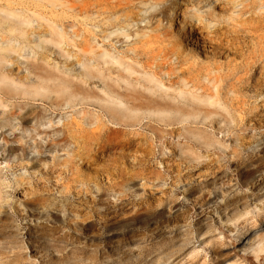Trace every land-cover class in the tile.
Segmentation results:
<instances>
[{
    "label": "rangeland",
    "instance_id": "rangeland-1",
    "mask_svg": "<svg viewBox=\"0 0 264 264\" xmlns=\"http://www.w3.org/2000/svg\"><path fill=\"white\" fill-rule=\"evenodd\" d=\"M49 1L0 0L45 18L2 70L32 83L40 65L86 95L62 106L3 98L0 264H264V0ZM47 21L61 48L43 41ZM119 29L129 37L107 39ZM91 50L132 74L108 60L104 81L81 79ZM105 85L143 104L136 121H108L98 99L127 103ZM161 110L198 114L167 127L150 114Z\"/></svg>",
    "mask_w": 264,
    "mask_h": 264
},
{
    "label": "bare ground",
    "instance_id": "bare-ground-1",
    "mask_svg": "<svg viewBox=\"0 0 264 264\" xmlns=\"http://www.w3.org/2000/svg\"><path fill=\"white\" fill-rule=\"evenodd\" d=\"M49 4L54 3L50 0ZM21 10H24L27 13L31 14L25 15L24 11H21V13H17V10H15L11 6H7L6 8H0V13H3L6 16L5 19L0 18V32L6 33L9 36L7 40L6 38L2 37V42L0 43V107H7V105H5V102L3 101V98L6 101L8 98L11 99L15 96H20L33 101L46 100L49 101L51 105L57 106H62V104L71 105L73 101H83L85 99L84 96L86 94L83 92V90H81V88L75 86L72 83V78L70 77V75L63 74L60 72L58 74H54L45 70L40 65L33 64L30 65V68L33 71L36 81L32 83H24L21 80L16 81L14 78L9 77L3 72L2 62L7 61L8 55H10L11 53L17 54L23 50V48H15L14 42H20V44H23L24 42L22 40H27L25 37L27 36V34L24 29L27 28V26H29L34 21L38 22L45 20V18H43L41 14H39L37 10H34L33 8H21ZM1 22H3V24H8L7 29H3ZM47 27L49 29L46 32H43V41L50 43L55 47L61 48L67 42L65 34L62 31H59L58 26L54 25L49 21H47ZM112 35H117V37L122 35L125 38L129 37V35H127L125 32H123V30L120 29L111 32L109 35H107V39ZM41 43L42 42L40 40L38 43L35 44V46L37 48H41ZM30 44L31 43H27L24 47H29ZM32 54L34 56L33 58H35L36 53L32 51ZM89 55L91 56L90 59L85 58L83 62L78 63V65H81L84 71L81 79L99 78L104 81L106 78L100 69V61H102L104 65H108V60L114 62L116 65H118V67L122 68L124 72L132 74V70L124 61L111 56L107 51H102L96 54L95 51L91 50ZM92 62H94V64H92ZM249 71H251V68L249 69ZM117 75L119 81L123 83L126 82L125 84L127 86L135 88L136 85H133L131 81L127 80V78L125 80V77L123 76V78L121 73H118ZM261 75L262 72L259 73L260 77H262ZM108 77L112 80L110 76ZM81 79L80 81H82ZM258 80L259 79L256 76L249 75L248 80L245 82V85L248 87L258 85ZM144 81L146 83L147 90L153 92L155 85H153L152 87L150 85L156 83L154 77L146 76V78H144ZM105 88H107L108 90L107 96L109 98H121V100L127 103V107L122 108L118 105L109 106L108 102H105L102 99H98L97 101H99L101 106L105 108L108 121L118 126L127 124L130 121H136L138 118V114L142 110H144L143 104L137 103V99L129 96V94L123 95L122 93H117L114 90L113 85H105ZM113 94H116V96H114ZM192 99L203 103L206 102V100H198L197 98ZM150 114L157 116V121L164 123L165 126L168 127L171 125L170 122L178 120L179 123H182L188 120L190 117H196L198 113L194 112V110L193 112L161 110L155 111ZM204 118L208 120L210 119V116L207 114ZM187 135L196 140H204L209 145L213 143V139L211 137L207 136L205 133L200 131L194 132L189 130L187 131ZM101 138L102 137L99 136V139ZM103 139L105 140V143L108 142L107 145L111 144L109 142L110 138L108 136Z\"/></svg>",
    "mask_w": 264,
    "mask_h": 264
}]
</instances>
